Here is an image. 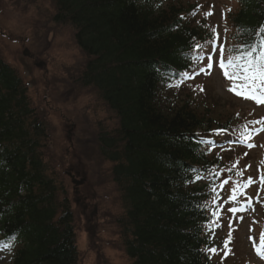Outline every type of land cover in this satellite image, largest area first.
Segmentation results:
<instances>
[{"label": "trees", "instance_id": "obj_1", "mask_svg": "<svg viewBox=\"0 0 264 264\" xmlns=\"http://www.w3.org/2000/svg\"><path fill=\"white\" fill-rule=\"evenodd\" d=\"M49 1L53 20L74 30L88 57L82 86L93 89L117 120L114 129H99L96 142L122 192L127 255L134 264H215L203 231L211 191L202 180L221 159L207 155L193 137L234 124L215 116V103L193 98L197 79L171 86L195 69L197 46L214 36L202 3ZM227 20L230 54L259 45L264 0H238ZM46 142L23 79L0 57V243L9 264L78 263L74 215L43 157Z\"/></svg>", "mask_w": 264, "mask_h": 264}, {"label": "rangeland", "instance_id": "obj_2", "mask_svg": "<svg viewBox=\"0 0 264 264\" xmlns=\"http://www.w3.org/2000/svg\"><path fill=\"white\" fill-rule=\"evenodd\" d=\"M193 1L202 3L200 13L219 34V40L214 37L208 40L199 53L200 57L211 53V69L206 67L210 63L208 59H199L198 66L204 71L199 69V76L194 77L198 73L193 72L194 76L186 75L179 82L197 79L192 85L196 86L193 98L199 103L205 100L215 103V116L219 120L235 126L244 121L250 137L260 131L253 140L256 147L250 148L256 150L245 156L238 148L230 149L226 159L221 160L222 166L209 176L216 188L207 200L212 215L210 235L218 242V248L212 251L213 261L264 264V255L257 253L264 233V201H259L261 166H264L259 157L264 152V126L254 123L264 122V103L230 91L234 82L224 76L218 64V45L223 46L225 60L235 57L228 50L227 16L236 9L238 0ZM54 13L49 0H0V57L17 70L27 87L31 105L45 124L47 142L43 157L50 171L56 172L62 181L71 205L79 252L77 264H133L122 246L128 232L122 224L125 216L122 192L111 176L113 164L101 157L96 142L99 129H114L117 120L93 89L82 86L79 79L88 57L76 45L74 30L55 22ZM40 62L43 65H38ZM216 150H219L216 154L223 155L227 151ZM70 168L85 176L77 193L66 174ZM249 177L252 183L240 188ZM225 179L227 183H223ZM234 187L236 198L230 199ZM78 198L82 200L78 202ZM246 201H249L247 214L243 216L242 212L234 217L230 209ZM0 264H9L3 252H0Z\"/></svg>", "mask_w": 264, "mask_h": 264}, {"label": "snow or ice", "instance_id": "obj_3", "mask_svg": "<svg viewBox=\"0 0 264 264\" xmlns=\"http://www.w3.org/2000/svg\"><path fill=\"white\" fill-rule=\"evenodd\" d=\"M210 14L211 13H207L206 15ZM212 31L214 34V40L218 41L219 34L215 32V29H212ZM262 31H264V29H262ZM201 47L203 46H197V48ZM218 47L220 50V58L218 61L219 67L223 70L224 76L234 82L232 88L229 90L234 91L236 94L242 95L245 98L254 99L257 103H264V38H262L260 44L256 46L249 44L242 45L238 50L240 54L235 57H228L227 60L224 58L223 46L218 45ZM197 59H208L210 63L206 67L211 69V53H208L203 57H197ZM201 71H204V69H201ZM237 81L240 83H236ZM260 122L261 121H255L254 123ZM247 138H250V133ZM248 146L252 147L253 145L249 144ZM216 175H219V173ZM195 179L199 180L201 177L196 176ZM262 179H264V177H262ZM227 182V179L223 181V183ZM250 183H252V180L249 177L247 183H245L243 186L247 187ZM222 186L223 184H221V187ZM211 190L216 192L215 187H213ZM236 192L237 188L234 187L232 189L233 195L230 197V199L236 198ZM230 211H236V209H230ZM213 214L215 215V213ZM249 239L251 240L253 238L249 237ZM225 243L227 244V241ZM261 245L262 247L257 248V253L264 255V233H261ZM210 251H215V249H210Z\"/></svg>", "mask_w": 264, "mask_h": 264}, {"label": "flooded vegetation", "instance_id": "obj_4", "mask_svg": "<svg viewBox=\"0 0 264 264\" xmlns=\"http://www.w3.org/2000/svg\"><path fill=\"white\" fill-rule=\"evenodd\" d=\"M77 201L80 202V199H78Z\"/></svg>", "mask_w": 264, "mask_h": 264}, {"label": "water", "instance_id": "obj_5", "mask_svg": "<svg viewBox=\"0 0 264 264\" xmlns=\"http://www.w3.org/2000/svg\"><path fill=\"white\" fill-rule=\"evenodd\" d=\"M78 175V174H77ZM81 183V182H80Z\"/></svg>", "mask_w": 264, "mask_h": 264}]
</instances>
